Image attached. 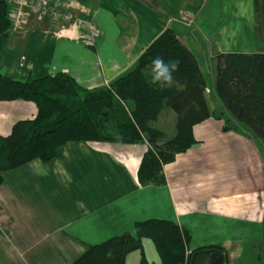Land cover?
<instances>
[{"label": "crops", "instance_id": "crops-1", "mask_svg": "<svg viewBox=\"0 0 264 264\" xmlns=\"http://www.w3.org/2000/svg\"><path fill=\"white\" fill-rule=\"evenodd\" d=\"M45 1L92 19L100 36L90 46L81 21L54 28L31 17L23 30L0 35V71L8 77L65 72L87 88L105 85L133 68L167 28L177 31L198 61L209 54L216 63L217 52L259 51L250 47L254 0ZM207 97L212 111L222 108L209 87ZM37 113L32 101L0 100V135ZM161 116L160 124L172 120L175 127L173 111ZM224 124L210 117L195 125L198 144L164 166V185L138 179L147 143L70 141L48 161L4 172L0 264H72L89 245L135 234L136 222L148 218L177 222L189 232L191 249L220 246L209 264H262L264 141L225 131ZM135 254L140 257L134 251L126 264Z\"/></svg>", "mask_w": 264, "mask_h": 264}, {"label": "trees", "instance_id": "trees-1", "mask_svg": "<svg viewBox=\"0 0 264 264\" xmlns=\"http://www.w3.org/2000/svg\"><path fill=\"white\" fill-rule=\"evenodd\" d=\"M254 5L256 32L264 36V0H254ZM10 10L9 0H0V35L7 36L12 28ZM157 56L180 61L173 74L176 84L170 88L152 81ZM215 60L214 88L223 107L213 111L200 63L173 28L160 34L133 68L95 88L82 86L65 72L30 80L0 71V100H27L38 107L34 118L20 120L9 135H0V184L6 171L33 160L48 161L67 142L89 141L147 142L138 179L142 185H164V166L198 144L194 127L210 117L225 119V131H246L264 141V52H217ZM166 110L176 114L172 135L157 124ZM135 230L89 245L72 264H126L137 250L146 264L145 238L153 240L161 264H209L223 250L204 246L192 249L187 259L190 234L169 219L137 221Z\"/></svg>", "mask_w": 264, "mask_h": 264}, {"label": "built area", "instance_id": "built-area-1", "mask_svg": "<svg viewBox=\"0 0 264 264\" xmlns=\"http://www.w3.org/2000/svg\"><path fill=\"white\" fill-rule=\"evenodd\" d=\"M11 3L10 16L12 30H23L31 17L48 21L54 28H61L76 21L83 23V38L87 44L95 45L100 30L92 19H84L75 11L52 7L45 0H9ZM192 254V249L187 245L186 258ZM187 262V260H186Z\"/></svg>", "mask_w": 264, "mask_h": 264}, {"label": "rangeland", "instance_id": "rangeland-1", "mask_svg": "<svg viewBox=\"0 0 264 264\" xmlns=\"http://www.w3.org/2000/svg\"><path fill=\"white\" fill-rule=\"evenodd\" d=\"M256 23H257V19H256ZM205 29L207 31V27H205ZM11 30H12V28H11ZM252 36H253V34H252ZM255 39H256V41H255ZM250 47L257 48V50H259L258 52H264V36L262 34L260 35L259 33L256 32V35L254 36V42H252L250 44ZM199 63L203 68V72H204L205 78L207 80V85L210 88V90L212 91V96L216 99L218 104L223 107V104H222L221 100L219 99V97L217 96V94L215 92V88H214V79H215V75H216V64H215V62L213 61V59H211L210 55L208 54L205 57H199ZM160 122L161 121H158L157 124H159V126L163 127L167 132H169L170 135H172L174 133L175 127L172 125V120H170V121L165 120L162 124H160ZM144 245H145V257L147 260L146 264L160 263V256L157 252V249L155 247L153 240L151 238H145L144 239ZM262 262H263L262 264H264V257L262 259ZM128 264H142L141 252H140V257L138 256V254H135V260L131 259L128 262Z\"/></svg>", "mask_w": 264, "mask_h": 264}, {"label": "clouds", "instance_id": "clouds-1", "mask_svg": "<svg viewBox=\"0 0 264 264\" xmlns=\"http://www.w3.org/2000/svg\"><path fill=\"white\" fill-rule=\"evenodd\" d=\"M180 61L178 59H172L168 62L162 57H155L152 60V81L158 83L162 89L170 88L176 81L174 79V73L179 71ZM166 97L164 100L166 101Z\"/></svg>", "mask_w": 264, "mask_h": 264}]
</instances>
